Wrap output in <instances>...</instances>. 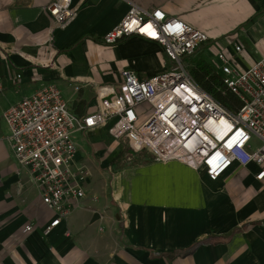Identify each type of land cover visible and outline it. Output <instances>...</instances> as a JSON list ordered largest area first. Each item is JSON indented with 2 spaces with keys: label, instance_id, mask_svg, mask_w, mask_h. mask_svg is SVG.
<instances>
[{
  "label": "crops",
  "instance_id": "obj_1",
  "mask_svg": "<svg viewBox=\"0 0 264 264\" xmlns=\"http://www.w3.org/2000/svg\"><path fill=\"white\" fill-rule=\"evenodd\" d=\"M51 2L0 0V264H264V181L256 180L257 166H233L216 181L177 161L112 166L121 142L106 128L78 132L86 195L44 236L55 215L21 173L2 119L47 85L86 116L99 110L102 88H119L123 70L141 79L162 73L167 58L159 45L136 36L113 46L102 41L131 4L204 32L210 48L247 70L264 57V0H74L77 16L64 28L48 12ZM101 133L109 147L87 144ZM95 214L100 218L92 222ZM28 224L35 225L30 233Z\"/></svg>",
  "mask_w": 264,
  "mask_h": 264
},
{
  "label": "built area",
  "instance_id": "obj_2",
  "mask_svg": "<svg viewBox=\"0 0 264 264\" xmlns=\"http://www.w3.org/2000/svg\"><path fill=\"white\" fill-rule=\"evenodd\" d=\"M95 1L101 0H82ZM47 10L61 28L78 13L74 0H52ZM132 36L163 49L167 63L162 73L141 79L135 71L123 70L119 88H102L99 110L86 116L76 115L55 85L44 86L2 115L21 173L55 215L43 229L44 236L67 220L86 195L89 173L77 163L78 132L106 128L133 155L145 152L156 162H181L211 181L233 166L251 165L259 169L256 180L264 181V57L241 70L224 53L214 54L217 65L211 67L219 77L217 91L234 98L224 106L197 83L196 66L187 61L211 49L207 34L160 9L148 11L131 4L102 41L113 46ZM241 49L236 47L237 52ZM34 229L33 224L25 227L27 233Z\"/></svg>",
  "mask_w": 264,
  "mask_h": 264
},
{
  "label": "rangeland",
  "instance_id": "obj_3",
  "mask_svg": "<svg viewBox=\"0 0 264 264\" xmlns=\"http://www.w3.org/2000/svg\"><path fill=\"white\" fill-rule=\"evenodd\" d=\"M219 48L216 47L215 49H213L211 47V49L208 51L206 49H203L201 52H199L197 55H194L190 58H188L187 61H190L191 64H194L195 66H197L198 62L203 60L206 64H208L209 66H212L214 68H216V62L214 59V54H217ZM115 74V72H113ZM87 144L89 145L88 141L91 142H101L104 143L105 146L109 147L111 145L110 142V138L107 137V135L105 133H101V135L99 137H95V138H86ZM114 142V141H113ZM121 146L123 148V150L121 151V154L119 155V157L115 158L113 160L112 166L113 165H118L120 162L124 165H128V164H134L136 162H141V161H153L156 162L150 155H148L145 152H142L140 155L138 156H133L131 153H129V149L127 148L126 144L121 143ZM114 169V167L112 168ZM99 177L97 174H95V176H92V184H98L99 182ZM91 182H86V187L90 188V191H92L94 188L92 186ZM85 185V184H84ZM92 195V193H90Z\"/></svg>",
  "mask_w": 264,
  "mask_h": 264
},
{
  "label": "trees",
  "instance_id": "obj_4",
  "mask_svg": "<svg viewBox=\"0 0 264 264\" xmlns=\"http://www.w3.org/2000/svg\"><path fill=\"white\" fill-rule=\"evenodd\" d=\"M194 77L197 83L203 89L211 93L219 103L224 106H229L233 103L234 98L232 96H224L217 91V87L220 85L219 77L214 73L213 69L203 60L199 61L197 66L195 67Z\"/></svg>",
  "mask_w": 264,
  "mask_h": 264
},
{
  "label": "water",
  "instance_id": "obj_5",
  "mask_svg": "<svg viewBox=\"0 0 264 264\" xmlns=\"http://www.w3.org/2000/svg\"><path fill=\"white\" fill-rule=\"evenodd\" d=\"M99 218H100L99 214H95L94 217H93L92 222L97 221Z\"/></svg>",
  "mask_w": 264,
  "mask_h": 264
}]
</instances>
